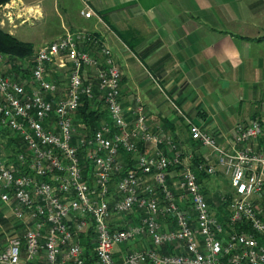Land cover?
<instances>
[{"label":"built area","instance_id":"1","mask_svg":"<svg viewBox=\"0 0 264 264\" xmlns=\"http://www.w3.org/2000/svg\"><path fill=\"white\" fill-rule=\"evenodd\" d=\"M82 14L95 15L91 8ZM41 15L39 5L10 0L0 6V28L15 29ZM92 43L97 39L88 30L65 29L36 51L29 80L7 75L0 53V126L23 148L15 159L0 153V198L24 228L8 239L0 264H116L115 248L142 236L153 247L129 252L122 264H264V150L254 147L264 138V115L237 122L230 149L188 121L192 138L210 150L198 170L209 177L221 171L231 184L232 191L219 194L227 215L222 220L195 170L183 163L184 154L193 159L192 149L187 153L171 135L152 130L139 97L128 120L113 53L102 45L93 55L84 48ZM50 66L67 71L59 97ZM84 99H99L108 116L91 136L75 118ZM180 166L173 177L170 169ZM137 210L138 224L111 222ZM162 219L173 227L163 228ZM88 231L95 234L93 258L81 242ZM165 247L173 250L162 252Z\"/></svg>","mask_w":264,"mask_h":264},{"label":"crops","instance_id":"2","mask_svg":"<svg viewBox=\"0 0 264 264\" xmlns=\"http://www.w3.org/2000/svg\"><path fill=\"white\" fill-rule=\"evenodd\" d=\"M22 1L40 6L42 15L37 20L45 22L48 18L45 43L59 38L65 29H83L97 39V43L84 46L93 55L99 54L102 45L108 46L122 74L121 102L128 110V120L133 119L131 109L139 97L146 107L150 128L174 137L187 153L192 149L193 158L196 150L188 143V121L210 131L219 145L230 149L235 124L264 115V0ZM61 8L66 13L73 11L65 16ZM88 8L95 13L91 18L82 14ZM90 72L94 73L95 68ZM15 74L21 79L26 76ZM48 74L59 83L56 95L61 96L67 88L68 81L62 82L68 80L67 71L50 66ZM100 104L99 99L95 101V106ZM254 147L264 150V138L254 142ZM20 148L17 136L0 126V153L15 159ZM125 158L131 166L129 156L125 154ZM220 175L208 176V181L202 182L207 199L214 201L215 212L220 208L219 194L228 193L222 187L223 177L228 178L221 171ZM13 219L15 234L22 235V223L0 198V251L7 246L4 238ZM140 219L137 210L114 215L111 222L126 227L138 224ZM161 223L165 229L173 227L170 219H162ZM91 233L81 236L85 249L91 245L95 248ZM151 247L148 236L117 246L116 264H122L129 252ZM170 250L173 248H162V252Z\"/></svg>","mask_w":264,"mask_h":264},{"label":"trees","instance_id":"3","mask_svg":"<svg viewBox=\"0 0 264 264\" xmlns=\"http://www.w3.org/2000/svg\"><path fill=\"white\" fill-rule=\"evenodd\" d=\"M9 1L10 0H0V6ZM0 53L5 55V59L7 63L12 64V69L8 70L7 74H11V72L15 73V71L21 72L25 75L31 73V69L29 68L30 69L29 70L24 68V64L31 63L33 56L36 53L34 45L32 43L23 41L14 34H11L10 32L0 28ZM102 114L103 111H100L99 106H95V102L93 100L84 99L83 104L77 111L75 118L77 123L83 122L87 125L88 130L86 131L85 134L86 136H91L99 126L100 122L103 120ZM188 143L192 146L193 149L196 150L195 158H193L192 160V168L197 173L199 181L201 183L202 182L201 175H205V174L201 173L198 170V164L204 160V155L199 154L198 151L199 148H201L200 143L194 140L191 134ZM20 151H23V148L18 149L16 152L18 153ZM85 164L89 165V162L85 160ZM179 168H181V166L177 168H171L170 172L173 173L174 171H178ZM117 180H118L117 177H115L112 180L111 190L113 191L115 190ZM208 202L212 207V209H216L214 201L212 202L211 199H208ZM216 215L222 220H225L227 218V215L224 213L223 208L221 206L219 210H216ZM91 234L93 235L94 238L95 237L94 232H92ZM85 253L87 256H89L90 253H94L93 245H91L89 249H85Z\"/></svg>","mask_w":264,"mask_h":264},{"label":"rangeland","instance_id":"4","mask_svg":"<svg viewBox=\"0 0 264 264\" xmlns=\"http://www.w3.org/2000/svg\"><path fill=\"white\" fill-rule=\"evenodd\" d=\"M61 5H63V4L61 3ZM47 11H48V9H47ZM60 11H61L62 14L67 16L73 10H70L69 12L66 13L65 10L63 8H61ZM51 20L53 21L54 18H52ZM33 21H34V22H32V23H34L33 25H31V23L30 24L25 23L23 25H20V27L18 26L19 28L17 27L18 29L16 30V32H15L14 28H12V27H7L5 30L8 31V32L9 31H13V33L15 35H17L21 40H24L26 42L32 43L34 45L35 52H36L38 50V46H40L41 44H43L45 42H48V18L45 20V22L44 21L41 22L40 20H33ZM16 23L19 24V21H16ZM2 67L4 68V70H11L12 69V64L8 65L6 59H4V61L2 63ZM24 68H26V69L30 68L31 69V63L24 64ZM15 73L20 75L22 78L25 76L21 72H16L15 71ZM15 73L11 72L10 75L14 77V76H16ZM65 75L66 74L63 73L64 77H66ZM16 77H18V76H16ZM30 77H31V75L29 73L23 79L29 80ZM67 81H68L67 78L62 80L63 83H66ZM99 107H100V111H103V114H102L103 115V120L102 121L107 120V111H106V108H105V105L103 104V102H101ZM198 152H199V154H203V155H206V154L209 153V151L204 149V148H199ZM183 163H184V165H189V166L192 167V161H191V159L187 158L186 154L183 155ZM181 169L182 168H179L178 170L180 171ZM173 173H175V174H173ZM173 173L171 174L173 177L178 175V171H174ZM215 177H217V178L221 177L220 172H218L215 175ZM201 178H202L201 179L202 182H204V181L207 182L208 181V176H206V175H201ZM222 184H223L222 187H223V189L225 191H228V192L232 191V187H231V184H230L228 179L223 177ZM10 222L13 225L9 229L10 232L9 231L7 232V237L8 238L7 237L4 238L5 239V243L6 242L8 243V239L10 238L11 235H16L15 234L16 232L14 231V229H17V227H15L16 223H15L14 219L11 220ZM1 236H4V234H2Z\"/></svg>","mask_w":264,"mask_h":264}]
</instances>
